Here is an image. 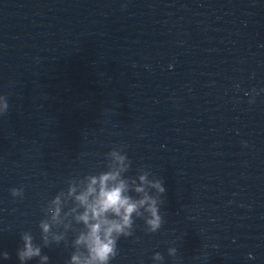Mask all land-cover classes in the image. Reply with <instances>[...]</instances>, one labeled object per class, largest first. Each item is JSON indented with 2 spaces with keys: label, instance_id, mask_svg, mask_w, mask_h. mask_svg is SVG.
<instances>
[{
  "label": "water",
  "instance_id": "1",
  "mask_svg": "<svg viewBox=\"0 0 264 264\" xmlns=\"http://www.w3.org/2000/svg\"><path fill=\"white\" fill-rule=\"evenodd\" d=\"M0 96V264L24 233L83 252L74 197L113 150L165 192L110 264H264V0H0Z\"/></svg>",
  "mask_w": 264,
  "mask_h": 264
},
{
  "label": "clouds",
  "instance_id": "2",
  "mask_svg": "<svg viewBox=\"0 0 264 264\" xmlns=\"http://www.w3.org/2000/svg\"><path fill=\"white\" fill-rule=\"evenodd\" d=\"M7 109L6 97L0 96V114L5 113ZM110 154L114 157L115 164L110 165L106 171L86 176L81 182L82 190L74 197L76 207L72 212L81 210L75 215V220L84 228L74 244L82 247L83 252H74L68 264H110V261L118 255V239L132 235L134 218L143 220L147 232H156L162 224L159 205L163 201L150 196L144 187L147 184L163 195L165 188L162 181H148L144 175H141L140 184L136 185L134 180L121 178V173L128 168L125 163L126 157L115 150ZM130 188L139 195V198L129 195ZM9 191L14 198L23 195L22 188H11ZM75 191L76 189L70 186L68 195L72 196ZM60 204L59 195L50 202L49 211L53 222H56L60 216ZM40 228L43 233L41 239L44 245L48 246L50 226L46 222H41ZM21 238L23 247L17 249L16 253L20 264L34 257H39L40 264H47L49 257L41 255V248L33 243V237L24 233ZM60 239L61 237H53L57 243ZM0 257L5 260L9 258L6 251L0 252ZM153 259L163 260V257L157 252L153 255Z\"/></svg>",
  "mask_w": 264,
  "mask_h": 264
}]
</instances>
